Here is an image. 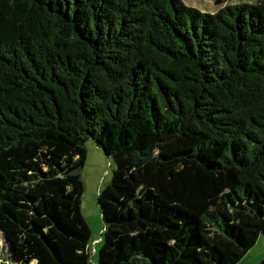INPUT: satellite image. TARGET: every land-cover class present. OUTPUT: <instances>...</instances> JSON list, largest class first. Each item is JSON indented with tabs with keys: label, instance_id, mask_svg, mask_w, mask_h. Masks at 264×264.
I'll list each match as a JSON object with an SVG mask.
<instances>
[{
	"label": "trees",
	"instance_id": "1",
	"mask_svg": "<svg viewBox=\"0 0 264 264\" xmlns=\"http://www.w3.org/2000/svg\"><path fill=\"white\" fill-rule=\"evenodd\" d=\"M88 139L115 164L97 264H240L264 235V0H0V264L91 260Z\"/></svg>",
	"mask_w": 264,
	"mask_h": 264
},
{
	"label": "rangeland",
	"instance_id": "2",
	"mask_svg": "<svg viewBox=\"0 0 264 264\" xmlns=\"http://www.w3.org/2000/svg\"><path fill=\"white\" fill-rule=\"evenodd\" d=\"M184 2H186L188 6L201 9L203 12L213 13L228 3H255L257 0H184ZM97 145L96 140H87L85 147L87 148L88 155L85 165L80 169L81 178L85 183L81 209L84 215L83 217L91 228V260L86 264H93V262L99 260V250L101 246H103L101 232L104 230L103 216L100 206L98 205L99 191L111 183L113 170L115 168L113 159L107 155L102 147ZM4 243H6L5 237L0 231V245ZM94 249H96V252H94ZM262 250H264L263 234L259 237L254 247L247 252L244 258H255L254 256L256 253ZM2 255L3 251H0V258Z\"/></svg>",
	"mask_w": 264,
	"mask_h": 264
},
{
	"label": "crops",
	"instance_id": "3",
	"mask_svg": "<svg viewBox=\"0 0 264 264\" xmlns=\"http://www.w3.org/2000/svg\"><path fill=\"white\" fill-rule=\"evenodd\" d=\"M259 239V238H258ZM91 250V246H90ZM94 252H96V249H94ZM255 258H244L240 264L246 263V264H260L261 260L264 258V250L257 252L254 256ZM95 260V258H94ZM93 264H97V262H93Z\"/></svg>",
	"mask_w": 264,
	"mask_h": 264
}]
</instances>
